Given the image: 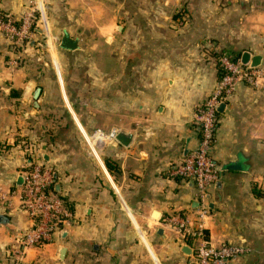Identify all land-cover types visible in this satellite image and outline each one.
Masks as SVG:
<instances>
[{"label":"crops","instance_id":"crops-1","mask_svg":"<svg viewBox=\"0 0 264 264\" xmlns=\"http://www.w3.org/2000/svg\"><path fill=\"white\" fill-rule=\"evenodd\" d=\"M47 2L53 35L66 30L80 48L53 52L37 29L31 46L18 52L0 34V264H186L177 227L180 219L198 223L197 189L173 171L198 143L194 113L220 76L215 51L248 50L263 57L264 69V0H124L116 3L117 12L128 13L119 23L98 13L108 0ZM178 5L181 21L167 14ZM28 8L29 0H0V11L18 20ZM46 19L45 8L51 39ZM208 42L215 50L209 54ZM262 81L238 85L216 132L221 178L209 190L205 234L214 245L231 241L253 250L231 264H264ZM81 129L133 138L128 146L107 139L101 155L93 150L97 163L76 141ZM25 142L36 146L34 160L55 169L56 188L75 219L50 242L23 251L20 239L32 223L19 199Z\"/></svg>","mask_w":264,"mask_h":264},{"label":"built area","instance_id":"built-area-1","mask_svg":"<svg viewBox=\"0 0 264 264\" xmlns=\"http://www.w3.org/2000/svg\"><path fill=\"white\" fill-rule=\"evenodd\" d=\"M45 8V0H29V8L19 20L0 11V34H4L13 45H22L31 37L32 29L37 30L39 23L44 22ZM208 43L212 47V44ZM211 47L205 46V53L215 51ZM214 56L220 76L214 90L194 113L193 123L199 130L198 143L173 171L175 176L191 182L197 189L198 223L190 227L187 219H180L177 227L181 241L193 250L186 264H231L253 251L247 245L231 241L220 245L212 244L205 234L204 218L210 213L209 190L215 187L221 178L213 157L220 122L219 107L230 100L241 82L261 85L264 69L261 66L252 68L250 65H243L240 56L226 51L217 50ZM13 62L16 64L17 60ZM116 135L117 130L109 134L97 130L90 138L97 137L101 143L96 144L102 147L106 139L116 138ZM24 144L27 165L22 170L24 182L19 187V199L32 223L20 239L23 251L50 242L55 233H61L72 226L75 219L68 200L57 191L55 169L42 159L34 160L37 154L34 143Z\"/></svg>","mask_w":264,"mask_h":264},{"label":"rangeland","instance_id":"rangeland-1","mask_svg":"<svg viewBox=\"0 0 264 264\" xmlns=\"http://www.w3.org/2000/svg\"><path fill=\"white\" fill-rule=\"evenodd\" d=\"M93 2H97L98 0H92ZM124 0H108V2H109V5H110V7H108V9L107 10H105V11H102V12H98L99 14L101 13L102 14V16H103V18H106L108 21H112V20H114V22L116 21V22H124L125 21V19L127 18V12H125V11H119V12H117L116 11V3L117 2H123ZM129 1V0H128ZM131 1V0H130ZM45 5H46V14H47V22L49 23V27H50V29H51V39H50V36L48 35V33H47V29H46V27H45V23L44 22H40L39 23V25L37 26V29H40L42 32H43V34H45V36H47L45 39H41L40 40V42L41 43H44V40H45V43L44 44H46L47 42H46V40H48L49 41V43L51 44V46H52V50H53V52H55L54 51V48H61L60 47V41H61V38L59 37V36H55V35H53V32H52V25H51V22H50V16H49V10H48V2H47V0H45ZM183 6L182 5H178L177 7H176V10H174V11H170V12H167V14L168 15H170L171 16V19H172V16H174L175 15V18H176V20H182V15H183ZM117 14L119 15L118 17H117V19H119V21H117L116 20V16H117ZM113 33H115V31H118V28H117V26L114 24V26H113ZM35 33H37V30H34V29H32V35H31V37L29 38V39H27L22 45H13L12 43V45L15 47V49H14V51L16 50V51H21V49L23 48V46L24 47H29V46H31V39L33 38V35L35 34ZM79 34V33H78ZM2 35V34H1ZM3 36L5 37V38H7L4 34H3ZM111 39H113L112 38V36H111ZM211 43V42H210ZM212 44V43H211ZM86 46V48H88L89 49V45H87V42H86V44H85ZM97 46H99L100 44H96ZM106 45H107V49H108V51H113V52H115L116 51V43H115V41H107V43H106ZM106 45H103L104 47H106ZM205 46H207V47H211V45H209V43H206L205 44ZM212 47H213V44H212ZM211 47V48H212ZM80 48V47H79ZM85 48V49H86ZM84 50V49H83ZM94 50H97V51H99V47H97V49H92V51H94ZM215 57V56H214ZM13 60H17V65H18V59L17 58H15V59H13ZM12 60V61H13ZM91 61H93V60H88L87 61V63H90ZM82 62V64H84L83 63V61H81ZM113 66V65H112ZM87 66L86 65H83L82 66V72L84 73L85 72V68H86ZM95 131H97V130H95ZM94 130L93 131H87L88 132V136L87 135H85V133L83 134V132H82V129H81V134H83V140L81 141V140H76V141H78V143L80 144V142H81V145L84 147V151H85V154L89 157V158H91L93 161H95V162H99V160H98V158L94 155V153H93V150L94 149H97V151H98V153L101 155V146H98L95 142H94V140L92 139V138H89V137H91L93 134H94V132H95ZM107 140V139H106ZM94 145H93V144ZM99 155V156H100ZM20 253V252H19ZM17 261V260H16Z\"/></svg>","mask_w":264,"mask_h":264},{"label":"water","instance_id":"water-1","mask_svg":"<svg viewBox=\"0 0 264 264\" xmlns=\"http://www.w3.org/2000/svg\"><path fill=\"white\" fill-rule=\"evenodd\" d=\"M79 43H80V39L77 37H73L71 35V33H69L68 31H64L61 41H60V47L67 49V50H76L79 48ZM240 60L241 63L243 65H250L252 68H256V67H260L263 63V57L261 55H253L252 52L245 50L241 53L240 55ZM41 87L38 86L35 89L33 98H34V106L35 107H39V103H38V99L39 96L41 94ZM226 103L221 104V106L219 107V112L222 113L226 107ZM133 135L131 133H127L126 131H120L117 135H116V139L122 143L125 146H128L131 141H132ZM21 181L18 183L20 186L23 184L24 182V177L20 176ZM58 191H60V188H57ZM209 197V196H208ZM155 215H158V212H155ZM1 219V218H0ZM163 230L160 229L159 233H162ZM185 252L188 253L189 255H191L193 253L192 248H190L189 246H185L184 248ZM65 251V248H62L61 253H63Z\"/></svg>","mask_w":264,"mask_h":264},{"label":"trees","instance_id":"trees-1","mask_svg":"<svg viewBox=\"0 0 264 264\" xmlns=\"http://www.w3.org/2000/svg\"><path fill=\"white\" fill-rule=\"evenodd\" d=\"M106 165L108 166L109 170H111V171L115 170V167H114L113 163L110 160H108V159L106 160ZM64 198L67 200L66 196H64ZM70 206H71V209L73 210L72 205H70Z\"/></svg>","mask_w":264,"mask_h":264}]
</instances>
